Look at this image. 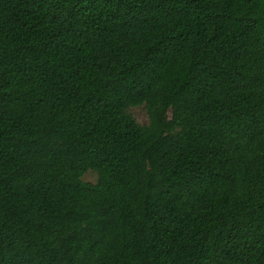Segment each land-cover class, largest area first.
I'll list each match as a JSON object with an SVG mask.
<instances>
[{"label":"trees","instance_id":"trees-1","mask_svg":"<svg viewBox=\"0 0 264 264\" xmlns=\"http://www.w3.org/2000/svg\"><path fill=\"white\" fill-rule=\"evenodd\" d=\"M0 264H264V0H0Z\"/></svg>","mask_w":264,"mask_h":264},{"label":"rangeland","instance_id":"rangeland-1","mask_svg":"<svg viewBox=\"0 0 264 264\" xmlns=\"http://www.w3.org/2000/svg\"><path fill=\"white\" fill-rule=\"evenodd\" d=\"M131 114L133 115L135 120L142 125L147 124L149 121L147 112L144 107L132 109ZM84 180L94 183L96 181V176L92 173H89L85 176Z\"/></svg>","mask_w":264,"mask_h":264}]
</instances>
